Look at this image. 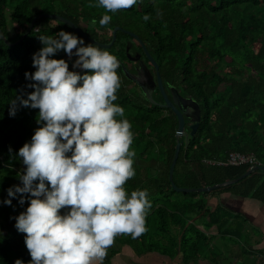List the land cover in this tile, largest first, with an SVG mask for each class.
<instances>
[{
	"label": "trees",
	"instance_id": "16d2710c",
	"mask_svg": "<svg viewBox=\"0 0 264 264\" xmlns=\"http://www.w3.org/2000/svg\"><path fill=\"white\" fill-rule=\"evenodd\" d=\"M94 3L95 0H0V28L11 43L8 45L0 36V201L7 198L10 186L21 184L18 174L26 166L16 153L40 126L36 122L39 109L20 107L14 117L9 115V104L16 96L27 98L34 91L28 86L34 82L27 80L25 73L36 70L33 54L43 47L38 37L55 36L61 29L82 36L61 21L41 17L31 32L17 41L34 17L43 13L64 16L106 44L113 39V29L120 27L114 44L103 49L120 63L117 72L121 87L113 103L124 108L134 133L131 148L136 153V174L124 187L129 193L146 188L152 206L146 216L147 230L140 237L132 239L121 234L115 238L136 255L159 252L170 259L181 255L185 263L197 262L205 258L201 246L206 236L191 220L210 214L212 222H216L220 214L218 209L210 213L205 198L230 192L264 204V171L256 170L237 183L211 192L174 196L169 169L177 143V115L161 105L164 99L159 88L153 94L159 104L152 103L125 75L121 63H130V42V52H140L154 75L155 68L143 46L124 30L143 41L159 65L167 92L175 87L201 107L202 119L195 135L190 134L187 119L174 182L187 188L211 186L238 178L250 169L249 164H217L227 162L232 152L252 153L264 165V0H139L130 9L108 12L112 19L104 26L99 20L106 10L90 6ZM146 14L147 21L143 19ZM98 31L110 35H100ZM83 39L86 45L90 43ZM52 58H63L69 70L81 71L72 68L76 58L68 59L63 50ZM18 199L13 198L11 206L0 203V264H15L17 259L28 264L31 259L25 234L15 228L14 219L28 202L20 205ZM227 223L223 218L220 225ZM119 253L120 247L108 248L103 264H112Z\"/></svg>",
	"mask_w": 264,
	"mask_h": 264
},
{
	"label": "clouds",
	"instance_id": "9594fccd",
	"mask_svg": "<svg viewBox=\"0 0 264 264\" xmlns=\"http://www.w3.org/2000/svg\"><path fill=\"white\" fill-rule=\"evenodd\" d=\"M138 3L95 0L90 6L106 10L99 20L104 26L112 19L108 12ZM38 38L43 47L33 54L36 70L25 73L34 91L27 98L16 96L9 115L14 117L20 107L39 109L40 126L16 153L26 166L18 174L22 186H10L0 203L11 206L17 197L20 205L28 202L14 217L15 228L25 234L28 264H103L116 236L137 239L147 230L152 206L146 188L129 193L124 187L136 174V153L132 124L124 108L113 103L121 87L120 63L108 50L86 45L63 29ZM61 50L77 57L72 68L81 71L52 58Z\"/></svg>",
	"mask_w": 264,
	"mask_h": 264
},
{
	"label": "crops",
	"instance_id": "0c3cea01",
	"mask_svg": "<svg viewBox=\"0 0 264 264\" xmlns=\"http://www.w3.org/2000/svg\"><path fill=\"white\" fill-rule=\"evenodd\" d=\"M206 198L210 213L216 209L220 212L218 221L212 222L210 214L196 218L197 221L191 220L205 232V258L185 263L181 255L177 259L159 252L136 255L126 246V250L119 253L126 257L120 264H222L228 257L233 259L230 264H264V204L230 192L215 193ZM223 218L228 220L224 227L220 225ZM112 264H118L117 260L113 259Z\"/></svg>",
	"mask_w": 264,
	"mask_h": 264
},
{
	"label": "water",
	"instance_id": "95a60500",
	"mask_svg": "<svg viewBox=\"0 0 264 264\" xmlns=\"http://www.w3.org/2000/svg\"><path fill=\"white\" fill-rule=\"evenodd\" d=\"M41 17H48V18H51L53 20L61 21L65 24H67L68 26H70L72 29H74L78 34H80L83 38L88 40L90 43H94L96 45H99L101 48H106V49L110 48L114 44V42L116 40V36H117V31H119L121 29L120 27H115L113 29V39L110 43H108V44L101 43V42L95 40L94 38H92L91 36H89L88 34H86L84 31H82L81 28H79L72 20H70L64 16H61L59 14L43 13V14H38L34 17L32 22L30 23L28 29L26 30L25 34L17 42H20L21 40H23L25 38V36L29 32H31L35 23ZM126 32L141 42L148 59L153 64V66L156 70V77L153 75L151 70L148 68V66L144 62V60L140 58V54H137L135 57L128 54V57L131 61H135V62L137 61V66H136L135 72H131L129 70V68L127 66H125L124 63H121L123 70L125 72V75L132 82L137 84L142 89L145 96L152 103L159 104L153 98L154 92L156 91L157 88H159L160 92L163 96V99H164V103L161 105L166 107V108H170L177 115V119H178V128H177V132H176L177 143H176L174 156H173V159H172V162L170 165V169H169V180L171 182L173 189L176 192H181V193L211 192V191L219 189L221 187L237 183L238 181L249 176L251 173L255 172L256 170H263L264 171V165L258 164L256 166L248 169L244 174H242L238 178L228 180V181H225L222 183H218L215 185L200 187V188H187V187H179L176 185V183L174 182V169H175V166L177 164V161H178V158L180 155V150H181V147L183 144V141L181 140V138L185 135V128H186V120L185 119L186 118L190 119V121H191V124L189 126L190 134L195 135V133L197 132V130L200 126V122L202 119L201 107H200V104L195 99H193L192 97H186V96L182 95L179 92V90L175 87H171V96L172 97H169V94L166 91V88L163 84L161 74L159 72V65L157 64V62L155 61L153 56L149 53V51L145 47L144 43L140 40L139 36L133 32H130V31H126ZM0 36L8 45L11 44L8 41V39L5 37L1 28H0ZM129 49H130V45L127 46V52L129 51ZM232 260L233 259L231 257H228L227 259L223 260L222 264H230L232 262Z\"/></svg>",
	"mask_w": 264,
	"mask_h": 264
},
{
	"label": "built area",
	"instance_id": "2783aa9c",
	"mask_svg": "<svg viewBox=\"0 0 264 264\" xmlns=\"http://www.w3.org/2000/svg\"><path fill=\"white\" fill-rule=\"evenodd\" d=\"M207 162L215 163L210 161ZM217 164H231V165L249 164L250 168H252L261 163L258 161L257 157L252 153L243 154V153L232 152L230 153L227 162H217Z\"/></svg>",
	"mask_w": 264,
	"mask_h": 264
},
{
	"label": "rangeland",
	"instance_id": "374dc122",
	"mask_svg": "<svg viewBox=\"0 0 264 264\" xmlns=\"http://www.w3.org/2000/svg\"><path fill=\"white\" fill-rule=\"evenodd\" d=\"M52 24H55L54 22H52ZM84 24V23H83ZM10 25V24H9ZM98 33L100 34V35H105V36H107V35H110V32H108L107 34L106 33H104L103 31H98ZM10 34L12 35V37H14L15 36V33H14V31H13V29L11 28V30H10ZM73 51H75V50H73ZM67 58L69 59V57L67 56ZM73 58H76L77 59V57H75V56H73L71 59H73ZM222 88H224V85L222 86ZM175 197H180V196H182V193L181 192H176V194L174 195ZM205 199H207V198H205ZM196 216V215H195ZM196 218V217H195ZM198 218V217H197ZM196 221H197V219H196ZM194 224L196 223L195 222V220L194 221H192ZM203 231V230H202ZM193 237V236H192ZM120 247V252H122L123 250L125 251L126 250V246H122L121 244L119 245V243H118V241L116 240V238H115V240H114V243H113V245L109 248V249H117V248H119ZM131 248V247H130ZM132 249V248H131ZM201 251L204 253L205 252V245H202L201 246ZM117 260V263L118 264H120L121 262H123L125 259H126V257H125V254H118V255H116L115 257H114V260Z\"/></svg>",
	"mask_w": 264,
	"mask_h": 264
},
{
	"label": "flooded vegetation",
	"instance_id": "af4514ba",
	"mask_svg": "<svg viewBox=\"0 0 264 264\" xmlns=\"http://www.w3.org/2000/svg\"><path fill=\"white\" fill-rule=\"evenodd\" d=\"M124 31H128V30H124ZM131 32V31H130ZM140 38V37H139ZM133 39H135L134 37H133ZM141 40V39H140ZM135 41H137L138 43H140L141 44V42L138 40V39H135ZM142 41V40H141ZM143 42V41H142ZM129 45H130V49H129V51H128V53L131 55V56H133V57H135L137 54H140V58L141 59H143L142 58V56H141V53L140 52H137V51H132V52H130V50H131V48H132V43L130 42L129 43ZM142 45V44H141ZM144 60V59H143ZM144 62H145V60H144ZM125 64V63H124ZM125 66H127L128 68H129V70L131 71V72H135V69H136V66H137V61L135 62V61H131L130 60V63L128 64V65H125ZM148 66V65H147ZM150 70H151V72L153 73V70L150 68V67H148ZM153 75H154V73H153ZM155 77H156V70H155V75H154ZM167 91V90H166ZM168 94H169V97H172L171 96V91L169 90V92H167ZM182 94V93H181ZM183 95V94H182ZM184 96H186V97H190V96H188V95H184ZM187 119L189 120V126H190V124H191V121H190V119L189 118H186L185 120H186V123H187ZM185 134H186V128H185Z\"/></svg>",
	"mask_w": 264,
	"mask_h": 264
}]
</instances>
